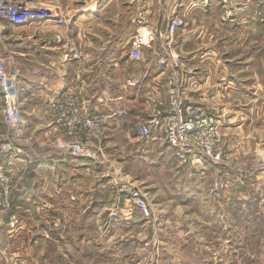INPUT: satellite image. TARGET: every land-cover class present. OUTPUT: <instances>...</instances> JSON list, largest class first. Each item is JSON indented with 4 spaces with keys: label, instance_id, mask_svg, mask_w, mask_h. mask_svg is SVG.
Segmentation results:
<instances>
[{
    "label": "rangeland",
    "instance_id": "rangeland-1",
    "mask_svg": "<svg viewBox=\"0 0 264 264\" xmlns=\"http://www.w3.org/2000/svg\"><path fill=\"white\" fill-rule=\"evenodd\" d=\"M229 1L230 15L219 3L217 12L236 19L222 30V37L231 40L220 45L225 53L221 63L228 65L223 81L253 84L243 90L257 99L250 103L247 98L246 103V98L220 90L215 100L196 104L216 119L222 111L239 113L234 112L229 125L240 130L218 122L226 165L203 157L181 164L172 151L158 153V144L150 146V139L142 142L141 151L139 143L119 150L113 142L108 149L106 143L105 163L93 162L91 199L79 201L76 216L69 219L54 207L58 202L43 208L44 201L36 196H21L32 172L23 163L37 160V155L11 131L12 138L4 136L0 142L11 146L9 151L0 149L4 160L11 158V165L0 172V264H264V88H255L264 85V0ZM249 17L255 25L245 29ZM112 138L114 144H123L121 137ZM34 178L33 191L36 168ZM84 188L78 184V192ZM123 189L141 193L150 210L148 219Z\"/></svg>",
    "mask_w": 264,
    "mask_h": 264
},
{
    "label": "crops",
    "instance_id": "crops-1",
    "mask_svg": "<svg viewBox=\"0 0 264 264\" xmlns=\"http://www.w3.org/2000/svg\"><path fill=\"white\" fill-rule=\"evenodd\" d=\"M38 1L47 9L57 11L65 24L46 20L16 25L0 19V58L9 72L17 74L21 105V123L9 133L3 122L0 102V142L4 141V136L12 138V133H18L28 149L37 155V160L28 158L23 163L24 166H32V172L29 186L23 188L21 196H36L44 201L43 208L58 202L54 204L56 210L69 216V219L76 216L79 201L91 199L92 193L89 192L94 181L95 166L92 161L71 155L62 156L59 150L52 147L54 140L62 135L51 109L56 100L74 96L90 113L97 115L126 107L125 118L112 116L104 122L108 149L111 142L115 150L139 143L137 151H141L142 142L150 139V146L158 144V153L173 151L164 143L159 129L153 128L151 135L145 139L136 137L132 130L134 124L150 115L153 104L162 101L165 106L166 79L170 72L167 64L158 65L155 62L154 57L162 46L159 41L150 47H143V58L140 60L129 57L130 41L142 25L148 23L155 29L164 30L171 14L183 18L184 26L175 36L177 50L181 60L196 70V79L184 90L185 100L194 104L199 100L209 102L211 98L215 100L220 96V90L246 98V103L247 98H250V103L257 99L252 91L243 90L254 88L253 84L233 79L223 81L228 65L221 63V56L225 53L220 45L231 40L222 37V30L223 26L231 25L236 19L220 17L217 0H173L164 9L162 0ZM233 3H252V0ZM252 18L248 19L245 29L255 25ZM244 23L236 21V25ZM66 40L81 49L80 60L63 59L61 42ZM79 68L80 73L77 72ZM130 79H141L142 83L139 87H132L127 85ZM257 87L263 89L264 85L258 83ZM207 93L213 95L207 97ZM260 93L263 94V90ZM227 112L222 111L218 115V122L225 121L226 128L234 132L240 130L238 125H229L236 118L234 112L238 111H231L228 115ZM4 128L5 131H1ZM115 136L122 138V145L114 144L112 137ZM33 144L37 145L36 149ZM163 145H166L165 148H161ZM152 148L144 152H152ZM10 159L4 160L3 155L0 156V172L11 165ZM35 168L37 188L33 191ZM78 184H84L83 192H78ZM54 212L56 216L60 215ZM59 221L61 225V220H56V225Z\"/></svg>",
    "mask_w": 264,
    "mask_h": 264
},
{
    "label": "built area",
    "instance_id": "built-area-1",
    "mask_svg": "<svg viewBox=\"0 0 264 264\" xmlns=\"http://www.w3.org/2000/svg\"><path fill=\"white\" fill-rule=\"evenodd\" d=\"M163 9L173 0H162ZM228 15L229 0H217ZM0 19L16 25L40 23L55 20L65 24L64 18L40 4H31L30 0H0ZM146 22V21H145ZM184 26V20L177 14H171L164 30L155 29L144 24L139 27L130 41L129 57L133 60L143 58V47H150L159 41L161 48L154 57L158 65L167 64L170 72L166 79V103L162 101L152 105L150 115L132 127L136 137L148 138L153 128L160 130L164 143L170 146L173 156L181 164L190 163L203 157L212 163L226 165L228 156L221 151V137L216 116L207 113L200 106L184 99V90L195 79L196 70L187 66L179 56L175 36ZM62 57L65 61L80 60L82 51L73 42H61ZM80 73V68L77 71ZM143 78V77H142ZM141 79H130L127 85L139 87ZM19 79L16 73L9 72L3 59L0 58V102L4 124L11 130L17 129L21 123V105L19 103ZM71 96V95H70ZM56 123L62 130L52 147L59 150L62 156L71 155L87 159L97 164H104L106 155V131L104 122L112 116L122 119L126 115V107L121 106L111 113L97 115L90 113L76 97L56 100L51 104ZM0 149L9 151V143H1ZM245 177L241 167L235 170ZM133 199L134 204L144 216L149 218L150 210L146 199L136 189H123Z\"/></svg>",
    "mask_w": 264,
    "mask_h": 264
}]
</instances>
